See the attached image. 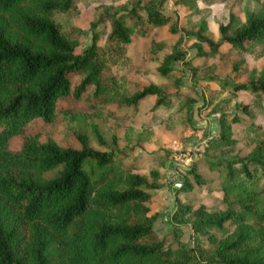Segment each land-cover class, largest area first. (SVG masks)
I'll return each mask as SVG.
<instances>
[{
	"label": "trees",
	"instance_id": "obj_1",
	"mask_svg": "<svg viewBox=\"0 0 264 264\" xmlns=\"http://www.w3.org/2000/svg\"><path fill=\"white\" fill-rule=\"evenodd\" d=\"M76 2L0 0V264H264V182L258 185L246 160L254 159L264 174V132L247 158L236 159L242 161L241 167H233L229 159L211 161L226 205L220 210L203 204L193 208L192 247L182 240L165 247L159 238L153 228L156 215L148 213L146 204L151 195L143 189L147 175L135 169L132 161L121 165L129 151L96 148L80 131L79 145L40 132L60 111L74 114L79 112L75 107L95 108L114 98L115 84L106 73V50L97 44L98 31L89 45L75 51L71 19ZM104 16L110 22L107 42L112 45L128 43L133 24H139V33L145 30L144 22L168 23L172 32L180 31L155 1H136L124 12ZM90 24L94 27L97 22ZM194 24L185 32L200 41V54L214 55L222 42L253 57L264 53V1L244 20H236L230 11V19L218 24L219 41L204 33V17ZM184 56L175 44L158 71L166 78H176L171 63ZM241 62L242 57L235 60L233 68L239 70ZM250 72V77L233 81L231 88L247 91L260 102L264 99V66ZM219 84L224 87L227 81L219 80ZM164 94L157 83L137 84L119 101L137 104L155 95V105L170 106L172 99ZM183 102L179 100L180 108ZM250 107V103L240 105L243 114L251 115ZM182 113L187 111L182 108ZM242 116L233 113L228 120L222 119L220 136L211 139L207 149L234 143L229 124ZM248 127L253 128V123ZM96 134L103 143L101 134ZM185 173L195 181L205 180L194 165ZM149 174L151 185H157L159 168L150 169ZM188 175L184 188L192 185ZM228 225L232 229L224 236L208 235L211 247L201 243L200 231Z\"/></svg>",
	"mask_w": 264,
	"mask_h": 264
},
{
	"label": "rangeland",
	"instance_id": "obj_2",
	"mask_svg": "<svg viewBox=\"0 0 264 264\" xmlns=\"http://www.w3.org/2000/svg\"><path fill=\"white\" fill-rule=\"evenodd\" d=\"M139 1H155L163 14L170 15L180 27L179 32H172L169 24L156 25L142 23L144 32H138V25L133 24L131 39L125 44L112 45L107 42L110 30L109 19L104 18L107 12H124L132 3ZM264 0H90L85 3L77 0V11L72 16L71 23L75 28L71 32L77 40L75 51L79 52L90 44L94 31H98L97 44L104 54L106 73L115 84L114 98L99 107H75L74 114L59 112L52 121L43 124L39 130L46 136H52L62 142L80 144L78 131L83 133L88 143L104 150L125 149L121 165L132 161L135 169L147 175V183L143 189L150 193L148 213L155 214L153 228L166 246H175L178 240L186 243L187 247L195 244V230L192 224L195 217L193 208L199 204L211 207L213 210L223 209L226 205L218 186V171L210 167L211 161L229 159L233 167L242 166L238 158H247L249 153L259 143L264 132V99L257 102L247 91L232 90L233 81H242L264 66V53L253 57L249 52L232 50L222 42L219 50L212 56L198 52L199 42L187 34L188 28L195 26L192 21L204 17L206 28L204 33L219 41V22L230 19V11L236 20H244L247 13L257 11ZM142 14L145 11H140ZM95 20L97 25L92 27L90 22ZM197 25V24H196ZM177 45L185 52L184 59L171 63L172 72L176 78L170 79L161 75L158 67L163 57ZM205 49L209 47L200 43ZM239 70L233 68L235 60L240 58ZM186 59H192L196 64L191 66ZM209 75L217 76L209 80ZM219 80H226L227 85L221 86ZM157 83L168 99L170 106L155 105V95H147L137 104H126L119 97L135 90L137 84ZM179 100L183 105L179 106ZM241 103H250L251 115L243 114ZM182 108L187 111L182 113ZM233 113H239L241 120L231 122L230 136L234 143L225 144L216 149H207L202 155L187 167H180L173 159L171 145L174 141H191L197 133L211 135L212 139L220 136V130L225 121ZM169 115L171 116L169 118ZM181 118L180 123L171 118ZM224 117V118H223ZM253 123L254 127L248 125ZM98 131L104 142L96 134ZM209 146V145H208ZM252 169L258 185L264 182L261 167L254 159H246ZM191 165L200 173L204 181H195L185 173ZM159 168L157 185L152 186L150 169ZM188 175L191 187L184 188L183 180ZM181 181V186L174 181ZM123 185V183H119ZM187 206L191 208H187ZM179 211V212H178ZM232 226L224 229L210 227L198 236L206 247H211L208 235L221 237L231 231Z\"/></svg>",
	"mask_w": 264,
	"mask_h": 264
},
{
	"label": "built area",
	"instance_id": "obj_3",
	"mask_svg": "<svg viewBox=\"0 0 264 264\" xmlns=\"http://www.w3.org/2000/svg\"><path fill=\"white\" fill-rule=\"evenodd\" d=\"M212 136L202 135L197 133V137L193 138L191 141H174L171 145V150L173 154V159L176 164L180 167H187L197 158H199L202 153L208 147ZM181 181H174V185L179 187L181 186Z\"/></svg>",
	"mask_w": 264,
	"mask_h": 264
}]
</instances>
